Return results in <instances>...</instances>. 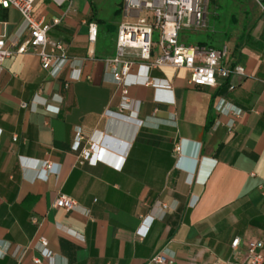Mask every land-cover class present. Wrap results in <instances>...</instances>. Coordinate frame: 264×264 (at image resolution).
Returning a JSON list of instances; mask_svg holds the SVG:
<instances>
[{
	"label": "crops",
	"instance_id": "crops-1",
	"mask_svg": "<svg viewBox=\"0 0 264 264\" xmlns=\"http://www.w3.org/2000/svg\"><path fill=\"white\" fill-rule=\"evenodd\" d=\"M33 13L64 45L67 63L56 76L32 54L0 67V264H148L156 255L169 264H240L245 242L264 243V0H209L200 32L212 48L227 46L224 66H242L244 77L193 87L186 70L163 67L146 87L134 71L136 120L104 117L120 104L103 60L129 21L123 1L37 0ZM2 36L29 37L14 9L0 7ZM154 88L171 91L173 104L155 103ZM219 99L241 114L216 113ZM76 129L81 148L90 141L101 150V163L79 165ZM45 162L54 167L44 181ZM59 196L76 209H54Z\"/></svg>",
	"mask_w": 264,
	"mask_h": 264
},
{
	"label": "built area",
	"instance_id": "built-area-1",
	"mask_svg": "<svg viewBox=\"0 0 264 264\" xmlns=\"http://www.w3.org/2000/svg\"><path fill=\"white\" fill-rule=\"evenodd\" d=\"M37 0H0L2 9H14L20 17L24 30L29 37L23 41L19 38L12 40L0 37V67L4 61L12 57L25 54L35 55L44 71L51 74L59 73L67 63L65 48L61 42L48 37L51 26L34 17L33 9ZM209 0H123V14L129 20L118 27L115 42V54L112 58L103 60L105 72L108 73L113 84L119 89L120 104L117 113L106 112L104 117H125L136 120L140 103L129 97L130 83L128 79L143 71L142 85L153 87L149 73L154 69L170 67L183 69L189 73L187 84L193 87L215 88L218 81H227L231 76L244 77V68L240 65L225 67L228 57L227 46L219 49L200 45L187 44L181 40L184 33L203 32L208 27L206 18ZM58 20L53 21L57 25ZM157 32L158 40L154 41ZM97 27L89 25L88 41L91 46L96 43ZM55 73V76H56ZM233 86L228 90L232 91ZM157 104L170 105L173 100L169 98L171 91L154 88ZM159 94H165L167 99H160ZM50 110V107L46 108ZM57 110V109H56ZM214 111L219 114L241 113L235 109H228L223 99L214 105ZM129 113V116L124 115ZM141 125V122H140ZM84 141L81 130L76 129L72 143V150L78 153L79 165L88 163L96 165L101 163V150L88 142L86 148H81ZM180 146L174 152L179 155ZM53 165L42 163L38 178L47 179L53 172ZM264 195V188L261 190ZM77 203L67 197L59 196L53 203L54 209H63L71 212L76 209ZM165 208V207H163ZM35 222V220H33ZM241 245L240 239L231 242V250L236 253ZM47 242L41 239L39 247L43 251ZM0 247V256H1ZM46 253V251H45ZM264 261V243L261 240L245 242V251L240 264H262ZM38 264V260H34ZM148 264H169L162 255L154 256Z\"/></svg>",
	"mask_w": 264,
	"mask_h": 264
},
{
	"label": "rangeland",
	"instance_id": "rangeland-1",
	"mask_svg": "<svg viewBox=\"0 0 264 264\" xmlns=\"http://www.w3.org/2000/svg\"><path fill=\"white\" fill-rule=\"evenodd\" d=\"M117 1H119V0H117ZM118 17L119 18L117 19V23H118V21H121L122 22L124 20L122 13H121V16H118ZM208 21H209V19H208ZM117 23H113L114 24L113 26L116 27V24ZM210 23H211V21H210ZM204 32H202V33H204ZM153 40L154 41H157L158 40V34H157V32L154 33ZM182 40L185 41L186 39L183 38ZM198 42H204V43L206 42V44H208L206 46H208V47L209 46L215 47L214 43L207 42L206 39H205V35L204 34H201L200 32L188 35V39H187V42H186L187 44H195V43H198Z\"/></svg>",
	"mask_w": 264,
	"mask_h": 264
},
{
	"label": "water",
	"instance_id": "water-1",
	"mask_svg": "<svg viewBox=\"0 0 264 264\" xmlns=\"http://www.w3.org/2000/svg\"><path fill=\"white\" fill-rule=\"evenodd\" d=\"M108 144H109V145H112V144H113V142L109 140V141H108ZM108 144H107V145H108Z\"/></svg>",
	"mask_w": 264,
	"mask_h": 264
},
{
	"label": "trees",
	"instance_id": "trees-1",
	"mask_svg": "<svg viewBox=\"0 0 264 264\" xmlns=\"http://www.w3.org/2000/svg\"><path fill=\"white\" fill-rule=\"evenodd\" d=\"M200 45H203V44H200Z\"/></svg>",
	"mask_w": 264,
	"mask_h": 264
}]
</instances>
